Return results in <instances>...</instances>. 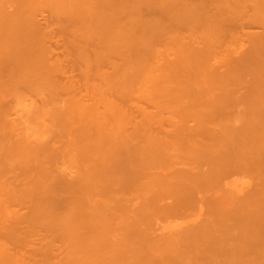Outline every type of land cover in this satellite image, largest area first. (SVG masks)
I'll return each mask as SVG.
<instances>
[{
  "label": "bare ground",
  "instance_id": "6f19581e",
  "mask_svg": "<svg viewBox=\"0 0 264 264\" xmlns=\"http://www.w3.org/2000/svg\"><path fill=\"white\" fill-rule=\"evenodd\" d=\"M0 264H264V0H0Z\"/></svg>",
  "mask_w": 264,
  "mask_h": 264
}]
</instances>
